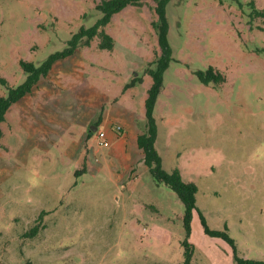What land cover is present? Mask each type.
<instances>
[{
    "label": "rangeland",
    "instance_id": "rangeland-1",
    "mask_svg": "<svg viewBox=\"0 0 264 264\" xmlns=\"http://www.w3.org/2000/svg\"><path fill=\"white\" fill-rule=\"evenodd\" d=\"M100 1L0 0V77L20 84L19 61L39 63L62 50L73 33L101 17ZM256 9L264 13V0L168 2L173 60L153 117L162 168H178L197 186L196 208L206 225L227 227L243 257L264 259V14ZM158 24L153 0L128 5L104 26L111 49H101L97 36L80 45L7 110L0 124V264L181 263L183 204L155 182L132 133L123 138V157L105 159L114 146L98 147L95 131L85 137L42 126L48 123L43 117L37 129L35 123L38 106L49 113L55 99L44 96L54 85L50 79L62 77L69 129H82L77 124L87 121L76 113L82 100H75L79 88L71 85L78 73L85 87L93 83L99 90L102 116L110 102L130 108L138 120L134 130L142 134V95L161 54ZM209 66L221 77L205 84L197 73L204 78ZM5 92L0 85V96ZM95 122L105 128L96 117L89 124ZM79 136L85 137L84 160L90 152L100 159L74 173L79 146L71 140ZM193 215V264H234L227 242L205 234Z\"/></svg>",
    "mask_w": 264,
    "mask_h": 264
},
{
    "label": "trees",
    "instance_id": "trees-1",
    "mask_svg": "<svg viewBox=\"0 0 264 264\" xmlns=\"http://www.w3.org/2000/svg\"><path fill=\"white\" fill-rule=\"evenodd\" d=\"M147 0H102L96 4V9L101 12V17L89 27H81L77 33L67 40L66 47L60 51L50 53L39 63L32 61L20 60L19 64L24 72V80L16 85H9L7 80L0 77V85L5 87V94L0 96V124L5 119V114L9 107L20 100L23 96L30 93L38 81L45 77L50 71L54 62L72 55L80 45L89 46L94 37L99 38L98 46L101 49H111L113 38L105 32L104 26L107 25L111 17L124 9L128 5L139 6ZM155 2V13L158 17V43L161 48V54L155 61L156 67L149 70L152 83L147 89V96L144 100V115L146 124L144 132L137 136V146L142 152L144 164L147 166L149 173L156 183H163L171 189L183 204L182 224L184 229V238L181 241L183 247V259L180 264H193V255L195 246L189 241L192 232L191 221L194 212L198 213L201 226L205 234L211 237L221 238L231 247L232 260L234 264H264V259H251L243 257L238 251L234 240L228 235L227 227L224 230L210 229L200 212L196 208L197 186L193 182H186L182 179L178 168L174 167L170 171L162 168L161 157L154 148L156 138V124L153 117L154 107L158 101L160 93L164 88V72L167 69L171 58V49L166 39L167 22L166 6L170 0H153ZM249 5H253L252 2ZM256 13L264 14L261 10L256 9ZM198 77L207 84L210 79L217 82L220 79V73L216 72L212 66L205 71V77L202 72L197 73ZM133 81L137 78L132 79ZM91 132V130H89ZM1 137V128H0ZM151 264H168V263H151Z\"/></svg>",
    "mask_w": 264,
    "mask_h": 264
},
{
    "label": "crops",
    "instance_id": "crops-1",
    "mask_svg": "<svg viewBox=\"0 0 264 264\" xmlns=\"http://www.w3.org/2000/svg\"><path fill=\"white\" fill-rule=\"evenodd\" d=\"M127 7V6H126ZM116 14V13H115ZM75 54V52L72 55L67 56L66 58H69L71 56H73ZM64 58V59H66ZM61 59V60H64ZM59 62L56 61L53 63L50 71L48 72V74L46 76H48L49 74H51V72H53V67L55 65V63ZM67 66V65H66ZM65 67V66H64ZM68 70V69H67ZM71 70V68H70ZM69 74H71V72H69ZM67 75V74H66ZM79 75V76H78ZM82 76H80V74H76V77H73L75 79L72 80V84L71 85H77V87L79 88L78 91V95L76 94L73 95L75 96V100L77 99V101L79 100L78 98H80L82 101H87V104H83L82 101H79V105H81L80 107H76V113H82V119H86L87 122H79L80 125L82 127L81 130H77L74 129V131H70L69 129V113H68V107H66V103H64V94H62V88H63V84L61 82L62 77L61 78H57V79H53L51 78V82L54 84L52 86L49 87V89H45L46 91L44 92V96L48 97V98H55L53 99V101L51 102V106H50V110L49 113L48 112H43L40 111L42 110V108H38L40 109L39 112L42 113V115H38L36 113V119L35 123H36V129H37V121L39 120L38 118H45L48 120V123H40L42 126H51L50 129H52L54 127V129H58V131L66 132V133H71V132H76L77 135H84L85 137H88V132L89 130H91V135L93 134L94 131H92V127L96 125V122L93 123V125L89 124V121L93 118H97L99 123L104 124L105 128L101 129L96 127L95 129V133H94V137L96 139V130H103L105 132L106 138L108 139L110 144H113L114 148L112 147L111 150H109L108 152H106L107 156L104 157L109 158L110 156L116 157V156H124L125 150H126V145L123 143V138H125L126 135L132 133V138L133 140L135 139V144L132 145L134 150L138 148L137 146V136L139 131H135L133 125L136 123V121H138L136 118H134V111L130 108H123V107H116L114 104L111 105L110 103H107L109 106L107 108H110L108 110V113L104 116L101 115V97L98 95L97 93H100L98 89L95 88V86L92 84L88 85L87 87L84 86V81L81 78ZM152 81V80H151ZM39 82V81H38ZM152 83V82H151ZM38 84V83H37ZM151 85V84H150ZM150 87V86H149ZM147 87V89L149 88ZM86 88V89H85ZM147 89H145V92L143 93V97L145 95V97L143 98V101L145 100L146 96H147ZM85 92L87 93V95H84ZM29 94V93H28ZM26 96V95H25ZM25 96H23L21 99H23ZM59 96V97H58ZM87 96V97H85ZM97 96V97H96ZM20 99V100H21ZM20 100H18L17 102H19ZM16 103V102H15ZM144 103V102H143ZM34 114V111H30V115L31 118L33 117L32 115ZM144 114V112H143ZM76 124L77 122H71ZM88 124V131H86V125ZM60 127V128H59ZM119 127V128H118ZM109 129H111L112 134L109 133ZM49 131V129H47ZM69 131V132H68ZM80 131V132H79ZM36 131H33L32 128L30 127V134L35 135ZM78 137V140L73 139L71 140V142H76L79 146L78 153H77V157L74 159V163H73V170L74 173H77L79 171V168L81 166H85V168L88 170L91 166H93V164L95 162H99V157H96L97 153L94 152H90L89 155L87 154V158L84 160V140L85 137ZM94 139V140H95ZM97 141V139H96ZM65 144H70L69 143V138H67V141H65ZM109 144V146H110ZM67 145V146H68ZM99 147V146H98ZM97 151V150H96ZM105 154V155H106ZM104 155V156H105ZM138 155L142 156V152L139 149ZM65 163V161H63ZM55 171V170H53ZM194 216V215H193ZM193 216H192V221H193ZM192 225V222H191ZM192 235V232H191Z\"/></svg>",
    "mask_w": 264,
    "mask_h": 264
},
{
    "label": "built area",
    "instance_id": "built-area-1",
    "mask_svg": "<svg viewBox=\"0 0 264 264\" xmlns=\"http://www.w3.org/2000/svg\"><path fill=\"white\" fill-rule=\"evenodd\" d=\"M96 139L99 147H108L110 144L103 130H96Z\"/></svg>",
    "mask_w": 264,
    "mask_h": 264
},
{
    "label": "water",
    "instance_id": "water-1",
    "mask_svg": "<svg viewBox=\"0 0 264 264\" xmlns=\"http://www.w3.org/2000/svg\"><path fill=\"white\" fill-rule=\"evenodd\" d=\"M95 129H96V127H95V126H93V127H92V131H95Z\"/></svg>",
    "mask_w": 264,
    "mask_h": 264
}]
</instances>
